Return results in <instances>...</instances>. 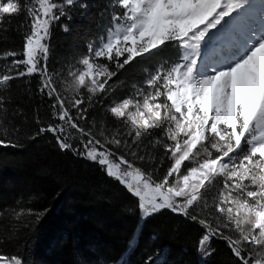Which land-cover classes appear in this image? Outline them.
Masks as SVG:
<instances>
[{
  "label": "snow or ice",
  "instance_id": "6c2138e0",
  "mask_svg": "<svg viewBox=\"0 0 264 264\" xmlns=\"http://www.w3.org/2000/svg\"><path fill=\"white\" fill-rule=\"evenodd\" d=\"M93 8L86 51L50 66L53 27ZM15 36L19 48L0 50V147L20 146L14 121L27 119L11 82L25 79L31 93L38 77L50 116L34 109L28 139L51 134L61 152L99 165L137 199L141 220L167 209L198 225L203 259L219 240L232 264H264V0H0V46ZM169 45L176 55L161 56ZM153 57L140 79H121ZM33 199L0 207L9 239L47 214L25 206ZM0 264L25 261L0 252Z\"/></svg>",
  "mask_w": 264,
  "mask_h": 264
},
{
  "label": "trees",
  "instance_id": "16d2710c",
  "mask_svg": "<svg viewBox=\"0 0 264 264\" xmlns=\"http://www.w3.org/2000/svg\"><path fill=\"white\" fill-rule=\"evenodd\" d=\"M95 13L93 8L90 18L84 19L77 11L71 21L61 18L57 22L50 41V66L58 68L61 61L78 58L86 51L88 41L98 32L91 22ZM63 23H68V32L60 27ZM20 46V37L15 36L14 44L0 46V50ZM160 55L173 57L176 49L169 45ZM157 59L133 64L121 79H140L143 69ZM30 80L31 93L26 92L29 85L25 79L11 82L13 100L27 119L16 117L14 121L21 126L17 137L20 146L0 147V207L13 205L23 197L24 201L34 198L25 206L48 211L34 231L21 228L18 238H8L10 217L0 220V236L4 238L0 252L19 253L25 264H118L121 259L126 264H142L147 254L163 249L161 264H200L196 251L201 235L198 225L165 209L138 226L137 199L99 165L61 152L51 134L28 139L39 127L33 118L34 109H39L43 123L50 116L47 97L36 92L38 77ZM130 240L134 248H129ZM212 247L216 251L201 264H232L233 258L222 241L213 240Z\"/></svg>",
  "mask_w": 264,
  "mask_h": 264
},
{
  "label": "rangeland",
  "instance_id": "374dc122",
  "mask_svg": "<svg viewBox=\"0 0 264 264\" xmlns=\"http://www.w3.org/2000/svg\"><path fill=\"white\" fill-rule=\"evenodd\" d=\"M142 222H143V220H141L140 216H139L138 226H140ZM198 261L200 264L204 261V259L199 254H198Z\"/></svg>",
  "mask_w": 264,
  "mask_h": 264
}]
</instances>
